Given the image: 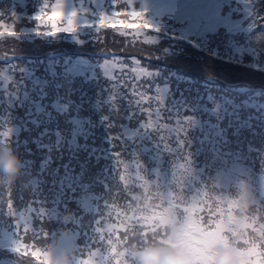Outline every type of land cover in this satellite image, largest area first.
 <instances>
[{
	"label": "trees",
	"instance_id": "1",
	"mask_svg": "<svg viewBox=\"0 0 264 264\" xmlns=\"http://www.w3.org/2000/svg\"><path fill=\"white\" fill-rule=\"evenodd\" d=\"M54 2L0 0V19L14 23L20 33L16 39L0 41V111L32 133L23 137L29 139L23 144L22 137L0 120V133H8L0 136V142L23 161L19 178L0 188V264H38L31 253H47L63 237L73 248L75 264H137L136 249L155 243L144 241L152 234L150 227L137 228L136 235L129 234V227L122 232L134 220L126 207L147 204L139 199L145 179L164 170L152 164L163 148L158 147V133L143 131L146 117L134 106L122 102L118 113L113 109L111 81L105 75V65L113 62L118 68L121 64L130 68L138 58L140 66L153 74L145 87L153 96L163 95L166 115L187 119L181 138L196 141L198 147L189 159L204 166L201 180L217 189L216 207L239 211L244 193H239L233 170L249 164L264 169V29L263 23L252 27L256 22L246 11L249 0H131V6L110 0L100 8L95 0H64L65 13H78V31L49 36L44 33L53 29L32 18ZM250 5L264 16V0H250ZM123 9L143 12L159 29L148 33L158 43L145 44L142 36L133 40L96 27L102 15ZM115 74L120 76L119 71ZM5 77H11V83ZM232 102L241 111L231 107ZM106 129L113 137H123L122 142L109 141ZM170 143L176 146L175 139ZM218 144L221 152L215 150ZM117 151L130 164L139 160V179L117 163ZM181 155L163 158L169 176L174 167L185 164ZM184 171L178 173L179 180L174 176L176 189L188 187ZM199 179L189 192L182 219L157 229L155 244L185 250L194 264H216L219 253L207 250L194 227L198 196L204 192ZM10 202L14 208H9ZM91 202L97 211L87 210ZM30 208L37 209L30 214L32 221L17 229L19 215L25 212L27 218ZM40 209L44 212L39 215ZM109 212L119 215L120 221L108 222ZM143 212L144 207L134 215ZM139 232L144 234L139 237ZM253 250L258 255H248ZM113 252L116 259L100 261ZM237 259L241 264L264 259V207L252 240ZM39 264L51 263L41 257Z\"/></svg>",
	"mask_w": 264,
	"mask_h": 264
},
{
	"label": "rangeland",
	"instance_id": "2",
	"mask_svg": "<svg viewBox=\"0 0 264 264\" xmlns=\"http://www.w3.org/2000/svg\"><path fill=\"white\" fill-rule=\"evenodd\" d=\"M109 2L110 0H95V5L100 8L103 6H108ZM166 89L167 86L163 87L162 91L164 92L166 91ZM231 107L237 109L238 111H241L240 108L236 106V103L232 102ZM216 117L219 120L222 119L220 121H223L224 119V117H221L219 115H217ZM0 120L1 125H4L5 127H7V129H10L12 134L20 135L22 137L20 140L21 143L26 144L27 142H29L28 138L23 137L32 136V133L24 132L20 122L12 119V117H8V114L4 111H0ZM105 134L107 135L109 141H113V135L110 134L109 129H106ZM184 143L186 147L181 150V154H184V163L190 166V170H186L185 164H178L171 170L172 174L174 175L169 176V171L166 169V166L163 165V160L167 155V157H170V159H172L174 154H177L160 150V157L158 159H152L155 161L158 160L157 163L152 164H160V168H164V170H162L160 175H158L154 179H145L146 188H144V191L142 192L143 194L141 195V197H139V199L141 198L147 200V204L134 205V207L132 208L131 205L126 207V213L129 212V219L131 220L132 215L134 217V220H131L130 222L125 224L123 226L122 232L126 229V227H129V234H131L132 232L136 235L135 230L137 228L142 230L145 226L146 228L150 227L149 229H151L152 234H149L147 237H145L144 241H152L156 243V240H158L159 238V235H157V229L164 228L167 225H174L182 219L187 210L186 203L188 202V195H190L189 192L193 191L192 186H195L197 184L195 182V178H200V181L198 182L203 183V180H201V178L204 173V166H199V161L194 163V161L189 159L190 156H194L193 154H191V151L198 147L196 145V141L192 142L189 139L187 143ZM215 150L221 152L219 144L215 146ZM219 152L216 153L217 157L220 156ZM181 154L180 156L177 155V157L181 158ZM180 165H183V167H181ZM168 166L169 165H167V167ZM183 171L184 175H189L187 176V180H183L184 183L188 184V187H186L185 189H176L174 187L175 178L179 180V177L177 175L178 173H183ZM232 174L238 181L237 187L240 189L239 193L240 191L244 193V206L239 211H232L229 208H225V210H222L221 205L217 208V189L213 190V187H207L206 183H203L204 187L203 184H201L204 192H202V194L198 196L197 200L199 207L196 211L195 231L203 236L207 250L216 251L220 247L234 248L236 251V256H239L241 248L246 246V244H248V242L252 240L256 227L260 224V217L263 213L264 207V169L258 170L255 165L249 164L244 168L235 167ZM191 178L194 179V181L189 180ZM11 180L12 179H9L8 181ZM180 180H182V178ZM210 197L213 198V200H211ZM93 206L94 203L91 202L87 210L97 211V208ZM143 207V214L135 217L134 212L143 209ZM118 211L119 208H117L114 213ZM250 214L253 215L250 216ZM108 216L110 218L108 222H115L116 220L120 221L121 219L119 215L112 214L110 212L108 213ZM241 220L245 221L244 227L240 226ZM143 234V232H139L137 233V236L141 237ZM128 237H130V235H128ZM122 240L123 242L129 243L128 239L123 238ZM41 242L45 243L46 239L42 240ZM64 250H68L73 253V248L69 240L65 237L62 238L57 246H53L49 252H42L44 253L42 257L47 262L51 263L53 253L62 252ZM127 254L131 253L127 252ZM115 255L116 253L113 252L112 255L107 258H101L100 261L102 263L104 260L105 263H108V261L111 262L116 259Z\"/></svg>",
	"mask_w": 264,
	"mask_h": 264
},
{
	"label": "snow or ice",
	"instance_id": "3",
	"mask_svg": "<svg viewBox=\"0 0 264 264\" xmlns=\"http://www.w3.org/2000/svg\"><path fill=\"white\" fill-rule=\"evenodd\" d=\"M119 2L120 0H117V4ZM124 2L131 6V0H124ZM246 11L249 17H254L255 19L256 23H254L252 27L257 26V24L264 23V16L254 13L250 5V0L246 5ZM77 16L78 13L76 11H72L70 14L65 13L64 0H55L54 4L51 6L46 3L39 14L32 19L39 22L41 26L47 25L51 27L53 30L44 34L54 36L58 32H77ZM62 23H66V26L61 27L60 25ZM96 27L99 29L110 28L116 30L118 35L122 37L131 36L133 40H137L142 36L143 43L145 44L157 43L156 38L148 33L159 31V29L155 28L145 19V14L143 12L136 11L134 9L117 10L110 16L104 14ZM34 31L36 35H40L37 30ZM19 36L20 33L17 32L14 23H8L0 19V41H5L9 38L16 39ZM132 64L133 66L130 68L123 64H121L118 68L115 62L105 65V75L111 81V95L109 96V101L113 109L118 113L122 102H127L128 105L134 106L139 114L146 117V120L141 124L143 131L158 133L160 141L158 147H162L164 151L176 153L179 156L181 154V150L186 147L184 139L181 137L186 135L188 123L187 119L185 118L184 120H181L180 118H173L170 115H166L163 95L160 94L153 96L145 87V81L151 78L153 74L148 71L146 67L140 66L141 61L138 58L134 59ZM117 71L120 73L119 77L115 74ZM5 79L11 83V77H5ZM105 119H107V117ZM170 121L172 122L170 123ZM7 134V132H3L0 133V136H6ZM131 135L135 136L139 135V133H132ZM129 138H131V136ZM113 139L121 143L123 137L117 135L114 136ZM171 139H175V147H173L170 143ZM115 156L118 164H123L124 169L131 170L133 179H139V169L142 165L138 159L130 164L121 159V153L119 151L115 153ZM180 166L183 167V165ZM9 208H14V204L10 202ZM28 211L29 216L27 218L25 217V212H22L19 215L20 220L15 225L17 229L19 228L20 223L27 225L30 221H32L30 214L36 213L37 209L30 208ZM43 212L44 210L40 209L39 215ZM13 218L15 219V217ZM41 222L43 221L41 220ZM18 234L19 233L16 232V235ZM17 245L18 242L14 241V246L12 248L13 252L17 251ZM31 255L39 264V261L44 253L34 250Z\"/></svg>",
	"mask_w": 264,
	"mask_h": 264
},
{
	"label": "clouds",
	"instance_id": "4",
	"mask_svg": "<svg viewBox=\"0 0 264 264\" xmlns=\"http://www.w3.org/2000/svg\"><path fill=\"white\" fill-rule=\"evenodd\" d=\"M61 27L64 26L62 23ZM23 171V161L10 146L0 142V188L9 179H18ZM246 212V209H245ZM241 227L245 221L241 220ZM216 264H241L237 259L234 248L220 247ZM248 255H258L255 250ZM135 258L137 264H194L193 257L181 248L162 246L159 244L148 245L142 249H136ZM51 264H75L74 254L68 250L54 252ZM253 264H264V259H258Z\"/></svg>",
	"mask_w": 264,
	"mask_h": 264
}]
</instances>
